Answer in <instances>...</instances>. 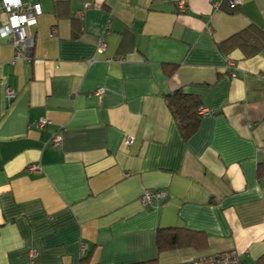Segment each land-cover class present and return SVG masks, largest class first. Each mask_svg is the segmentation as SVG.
I'll return each instance as SVG.
<instances>
[{
	"label": "crops",
	"instance_id": "1",
	"mask_svg": "<svg viewBox=\"0 0 264 264\" xmlns=\"http://www.w3.org/2000/svg\"><path fill=\"white\" fill-rule=\"evenodd\" d=\"M36 1L33 59L13 62L0 37V264H185L232 249L257 264L264 46L249 56L222 43L250 25L264 32V0L234 12L229 0ZM179 89L209 109L189 140L166 102ZM156 189L167 199L145 206ZM171 227L182 246L159 252L158 230Z\"/></svg>",
	"mask_w": 264,
	"mask_h": 264
},
{
	"label": "built area",
	"instance_id": "2",
	"mask_svg": "<svg viewBox=\"0 0 264 264\" xmlns=\"http://www.w3.org/2000/svg\"><path fill=\"white\" fill-rule=\"evenodd\" d=\"M215 7H220L219 0H213ZM241 0H229L231 7H236L241 4ZM89 5L85 6L88 9ZM179 8L185 9L184 1L179 3ZM43 13L42 5L36 0H0V37L11 40L16 49L13 62L17 60L31 61L33 59L32 52L35 46V37L28 33V29L38 23L39 16ZM107 48V42L104 38H100L97 44L98 52H104ZM110 62H124L123 56L116 58H109ZM231 64V62H229ZM105 93L104 88H99L96 94L102 96ZM6 96L10 100L16 97V92L12 88L6 90ZM202 115L208 114L209 109L200 108ZM50 121L47 118H41L39 126L44 127ZM62 135L60 133L54 135L51 139L53 146H58L62 142ZM135 141V138L128 136L124 142L130 146ZM37 169L38 166H33ZM168 192L165 189L147 190L141 197V201L145 206H154L157 201L167 199ZM88 245L83 243L81 252L84 256L87 253ZM31 260L34 263L37 257V251L32 250L30 253ZM185 264H244L240 258L239 253L235 250H227L212 255H206L198 259L191 260Z\"/></svg>",
	"mask_w": 264,
	"mask_h": 264
},
{
	"label": "trees",
	"instance_id": "3",
	"mask_svg": "<svg viewBox=\"0 0 264 264\" xmlns=\"http://www.w3.org/2000/svg\"><path fill=\"white\" fill-rule=\"evenodd\" d=\"M229 3V2H228ZM238 7V6H236ZM231 8V12L235 11V8ZM223 45H240L247 55H254L260 51L264 46V32L250 25L241 32L233 35L222 43ZM175 67L171 65L165 66V69L169 74ZM167 105L172 112V115L177 122L179 130L185 140H189L199 130L203 115L200 113L202 101L199 97L189 94L184 90H177L173 93L166 95ZM181 229L176 227L160 228L157 235V246L159 252L169 249H175L182 246L180 241ZM88 257H84L83 261ZM133 264H158L157 260H150L144 262H136ZM257 264H264V256H262Z\"/></svg>",
	"mask_w": 264,
	"mask_h": 264
}]
</instances>
